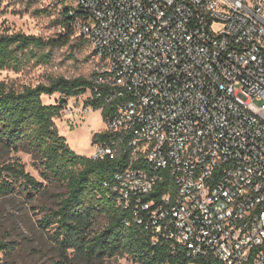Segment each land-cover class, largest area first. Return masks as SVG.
I'll return each mask as SVG.
<instances>
[{
    "label": "built area",
    "instance_id": "obj_1",
    "mask_svg": "<svg viewBox=\"0 0 264 264\" xmlns=\"http://www.w3.org/2000/svg\"><path fill=\"white\" fill-rule=\"evenodd\" d=\"M48 1L93 65L61 114L112 108V141L91 158L127 156L103 186L116 205L147 212L152 243L189 264H264V0ZM164 173L173 187L154 207L143 200Z\"/></svg>",
    "mask_w": 264,
    "mask_h": 264
},
{
    "label": "trees",
    "instance_id": "obj_2",
    "mask_svg": "<svg viewBox=\"0 0 264 264\" xmlns=\"http://www.w3.org/2000/svg\"><path fill=\"white\" fill-rule=\"evenodd\" d=\"M53 11L56 14L54 24L59 27L56 36L0 34V71L18 73L29 65H46L56 49L66 47L71 53L89 49L88 43L77 35L74 17L66 16L56 8ZM91 86V79L82 77L70 80L48 78L46 84L18 88L0 83V146L14 154L29 155L45 182L63 188L55 208L44 210L40 227L53 230L51 239L60 252L62 264H70L66 256L68 250L86 260L127 256L138 264H189L191 260L185 251L162 240L152 243L151 235L144 227L147 212H136L132 206L118 207L115 197L103 187L112 181L115 173L128 166L127 156L120 154L94 160L76 155L55 127L53 120L64 107L59 101L83 94ZM54 95L60 96L54 104L43 102L42 96L50 98ZM89 104L94 111L102 107L99 101ZM111 109L104 107L103 119ZM109 140L112 141L108 133L95 134L92 145ZM14 185L29 201L42 190V184L26 173L17 159L0 163V197L14 193ZM172 187L169 176L164 173V180L143 201H153L156 207ZM99 217L106 218L107 223L101 230L93 232ZM138 220L143 224H138ZM3 250L4 244L0 242V252ZM207 264L223 263L210 258Z\"/></svg>",
    "mask_w": 264,
    "mask_h": 264
},
{
    "label": "rangeland",
    "instance_id": "obj_3",
    "mask_svg": "<svg viewBox=\"0 0 264 264\" xmlns=\"http://www.w3.org/2000/svg\"><path fill=\"white\" fill-rule=\"evenodd\" d=\"M48 0H3L0 2V34L23 33L41 38H49L59 33L54 20V8ZM86 47L71 53L69 48L56 49L46 65H29L16 73L11 70L0 71V83L5 82L16 88L46 84L48 78L78 77L91 79L92 67ZM59 134L65 138L68 147L79 156L92 157L95 154L92 137L103 133L106 126L100 112L79 115L68 119L61 113L54 120ZM15 159L37 182L42 184L41 192L29 201L17 190L0 197V242L4 244L1 264H62V257L51 239L53 230H43L39 220L44 210L55 208L57 196L63 192L59 184L45 182L34 168L29 155L14 154L0 146V163ZM107 223L99 217L93 232L101 230ZM70 264H138L127 256L102 260H86L75 255L73 250L66 253Z\"/></svg>",
    "mask_w": 264,
    "mask_h": 264
},
{
    "label": "crops",
    "instance_id": "obj_4",
    "mask_svg": "<svg viewBox=\"0 0 264 264\" xmlns=\"http://www.w3.org/2000/svg\"><path fill=\"white\" fill-rule=\"evenodd\" d=\"M59 98H60L59 95H54V96H52L50 98L49 97H46V96H42V100L46 104H54Z\"/></svg>",
    "mask_w": 264,
    "mask_h": 264
},
{
    "label": "water",
    "instance_id": "obj_5",
    "mask_svg": "<svg viewBox=\"0 0 264 264\" xmlns=\"http://www.w3.org/2000/svg\"><path fill=\"white\" fill-rule=\"evenodd\" d=\"M59 104H60V105H64V104H65V101L61 99V100L59 101Z\"/></svg>",
    "mask_w": 264,
    "mask_h": 264
}]
</instances>
